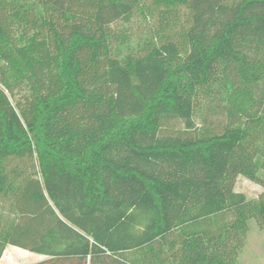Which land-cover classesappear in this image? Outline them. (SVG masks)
<instances>
[{
  "label": "trees",
  "instance_id": "trees-1",
  "mask_svg": "<svg viewBox=\"0 0 264 264\" xmlns=\"http://www.w3.org/2000/svg\"><path fill=\"white\" fill-rule=\"evenodd\" d=\"M251 219L264 0H0V256L238 264Z\"/></svg>",
  "mask_w": 264,
  "mask_h": 264
},
{
  "label": "rangeland",
  "instance_id": "rangeland-1",
  "mask_svg": "<svg viewBox=\"0 0 264 264\" xmlns=\"http://www.w3.org/2000/svg\"><path fill=\"white\" fill-rule=\"evenodd\" d=\"M126 27L133 35L132 41L134 44L135 42L137 43L136 47H140L141 45L139 44L151 33L149 24L142 19L132 20L129 24H126ZM218 120L222 119L216 116L211 118L213 123H216ZM176 126H180V124L177 123ZM234 190L242 193L247 200H253L262 191V187L244 176L238 175L234 183ZM6 246L0 256V259L2 258L3 260L2 263L5 262L4 264H33L48 258L47 255L15 246H11L14 250L12 251ZM238 264H264V230L257 225L254 219L249 221L245 240L238 255Z\"/></svg>",
  "mask_w": 264,
  "mask_h": 264
},
{
  "label": "crops",
  "instance_id": "crops-1",
  "mask_svg": "<svg viewBox=\"0 0 264 264\" xmlns=\"http://www.w3.org/2000/svg\"><path fill=\"white\" fill-rule=\"evenodd\" d=\"M11 246H13V245H7L6 247H9L10 250L14 251V250L11 248ZM15 247H17V246H15ZM18 248H19V247H18ZM10 250H9V251H10ZM24 250H25V249H24ZM2 261H3V260H2V258H1V259H0V264H4V263H5V262L2 263Z\"/></svg>",
  "mask_w": 264,
  "mask_h": 264
}]
</instances>
